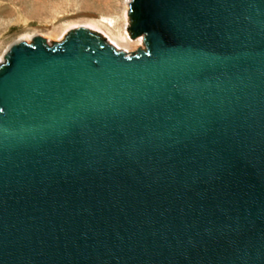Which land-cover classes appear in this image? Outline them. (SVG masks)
Segmentation results:
<instances>
[{"label":"water","instance_id":"obj_1","mask_svg":"<svg viewBox=\"0 0 264 264\" xmlns=\"http://www.w3.org/2000/svg\"><path fill=\"white\" fill-rule=\"evenodd\" d=\"M130 5L6 54L0 264H264V0Z\"/></svg>","mask_w":264,"mask_h":264},{"label":"rangeland","instance_id":"obj_2","mask_svg":"<svg viewBox=\"0 0 264 264\" xmlns=\"http://www.w3.org/2000/svg\"><path fill=\"white\" fill-rule=\"evenodd\" d=\"M133 0H0V66L13 45L31 44L36 37L47 39L52 47L78 28H86L103 36L117 52V41L141 40L140 48L147 51L143 36L132 39L128 28ZM123 53H125L123 51ZM129 54V53H126Z\"/></svg>","mask_w":264,"mask_h":264},{"label":"bare ground","instance_id":"obj_3","mask_svg":"<svg viewBox=\"0 0 264 264\" xmlns=\"http://www.w3.org/2000/svg\"><path fill=\"white\" fill-rule=\"evenodd\" d=\"M116 44L117 48L125 53H131L137 50L141 45V40L137 41H117V39L111 38Z\"/></svg>","mask_w":264,"mask_h":264},{"label":"trees","instance_id":"obj_4","mask_svg":"<svg viewBox=\"0 0 264 264\" xmlns=\"http://www.w3.org/2000/svg\"><path fill=\"white\" fill-rule=\"evenodd\" d=\"M5 69H6V65L3 66V67L0 69V73H2Z\"/></svg>","mask_w":264,"mask_h":264}]
</instances>
